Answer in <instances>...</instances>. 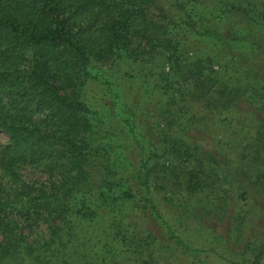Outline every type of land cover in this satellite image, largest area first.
<instances>
[{"label":"trees","instance_id":"16d2710c","mask_svg":"<svg viewBox=\"0 0 264 264\" xmlns=\"http://www.w3.org/2000/svg\"><path fill=\"white\" fill-rule=\"evenodd\" d=\"M160 1L0 0V130L7 137L6 144L0 143V261L15 259L24 249L32 262L42 264V254L50 250L58 252L71 246L78 254L82 246V257L88 259L83 264H118L113 251L116 247L110 246L119 242L123 246L121 239L133 240L127 237L128 230L121 222L115 221L123 217L117 208L131 205L132 210L142 211L149 199L139 190L134 194L133 184L119 177L115 167L103 163L100 154L105 146L94 147L92 141L97 114L80 97L95 64L163 50L166 59L176 60L179 45L165 37L166 25L173 23ZM212 61L209 57L193 63L194 76L186 82L204 107L211 103L223 108L226 93ZM235 67L238 77L250 71L251 79L257 78L259 70H250L243 61L238 60ZM215 84L214 98L209 100ZM251 84L248 82L247 87ZM161 90L168 94L165 85ZM236 99L231 101L237 103ZM125 121L131 126L132 119ZM171 126V121L164 124L167 129ZM159 142L165 146L163 156L172 159L164 168L166 184L171 182L185 192L216 186L223 196L229 194L230 183L228 189L221 184L231 182L230 172L220 178L214 176L213 183L206 185L207 159L196 156V148L180 138ZM143 161L137 172L141 186L146 187V177L154 169L150 171ZM27 169L44 179L27 180L21 173ZM121 169L126 168L121 165ZM242 176L246 178L245 173ZM262 181L264 170L256 179L257 184ZM98 210L114 214L115 220L103 219L100 223ZM91 226H96L100 234L106 233L92 234L103 236L99 242L105 243V249L100 253L89 252V246H96L91 245L92 239L80 244L79 235L73 232V227H79L87 233ZM41 227H45L44 233L38 236ZM30 235L32 244L27 243ZM252 252L251 263L258 264L264 244ZM154 253L143 243L137 254L150 263ZM44 261L59 264L54 256Z\"/></svg>","mask_w":264,"mask_h":264},{"label":"rangeland","instance_id":"374dc122","mask_svg":"<svg viewBox=\"0 0 264 264\" xmlns=\"http://www.w3.org/2000/svg\"><path fill=\"white\" fill-rule=\"evenodd\" d=\"M160 5L173 23L166 25L165 37L179 45L176 60L166 59L164 50L138 58L123 55L92 66V77L82 89L81 101L97 114L92 141L94 147L105 146L101 152L105 155L100 154L103 163L128 179L134 194L139 190L149 199L142 211L119 205L117 211L123 217L116 220L106 211L98 210L97 215L100 223L103 219L120 221L128 230L127 237L133 239H121L123 246L118 245L121 242L110 246L116 247L118 264H252V250L264 244V182H256L264 170V0H161ZM209 57L213 71L222 77L223 108L211 103L204 107L186 82L194 76L192 64ZM238 60L250 70H259L257 78L251 79L250 71L239 78ZM179 82L184 84L178 87ZM248 82L252 84L247 87ZM163 85L168 94L161 90ZM215 90L216 84L209 100ZM125 119H132L133 128ZM166 121H171V129L164 127ZM164 138L189 142L197 149L196 156L207 159L206 185L213 183L214 176L230 172L231 182L221 184L228 189L230 183L229 194L223 196L216 186L185 192L171 182L166 184L164 168L172 159L163 156L165 146L159 141ZM0 143H7L1 130ZM142 159L150 171L154 169L146 177V187L141 186L137 172ZM21 173L27 180L44 179L32 169ZM73 228L80 244L89 239L91 245L96 244L89 246V252L105 249L99 235L106 233H98L96 226L87 233ZM44 229H37V235L42 236ZM33 239L30 235L27 243ZM143 243L155 252L150 263L137 254ZM81 248L78 254L71 246L50 250L42 254V264L51 256L59 264H83L88 259L82 257ZM27 255L23 249L17 258H5L0 264H37ZM258 264H264V255Z\"/></svg>","mask_w":264,"mask_h":264}]
</instances>
